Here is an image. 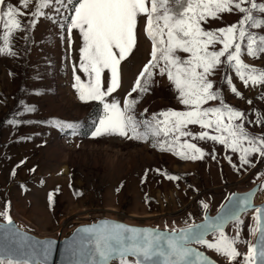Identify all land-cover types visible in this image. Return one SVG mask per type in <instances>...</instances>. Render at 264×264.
<instances>
[{
	"label": "snow or ice",
	"instance_id": "obj_1",
	"mask_svg": "<svg viewBox=\"0 0 264 264\" xmlns=\"http://www.w3.org/2000/svg\"><path fill=\"white\" fill-rule=\"evenodd\" d=\"M30 0H19L26 9ZM170 3L179 6L173 11ZM11 3L5 6L0 0V55L15 57L11 38L15 32L28 33L40 18L57 21L68 33L71 44L73 30L82 38L79 48V70L74 75L73 87L81 102H99L103 113L99 116L93 138L117 135L129 140H148L152 147L170 152L182 160L202 161L209 153L191 142H212L223 146L238 158L239 167H255L253 158L264 160V132L254 133L251 126L264 128V112L250 109L254 118L244 110L225 102L223 88L217 87L215 77L223 71L219 83H226L232 94L242 93L234 86L228 70L245 87H258L257 98L264 102V69L251 66L243 55L256 59L264 56V2L258 0H35V9L28 15ZM238 12L241 18L228 26L209 30L204 25L218 20L221 14ZM147 17L145 31L151 41V58L143 65L134 86L121 105L113 94L122 86V62L137 46L138 17ZM24 17H27L25 22ZM219 45V47H217ZM184 54V55H182ZM110 78L105 86V71ZM75 71V69H74ZM167 77L178 94V103L184 110L171 108L145 117L147 109L137 117L135 109L139 97L149 92L153 76ZM133 93L138 97L132 98ZM209 102H218L215 106ZM247 102L252 104V100ZM24 111L33 112L35 106L25 105ZM159 117H163L160 119ZM10 126L27 121H6ZM55 127L73 128L71 123L56 121ZM189 126H199L193 133ZM211 158L216 160L215 150ZM228 163L237 168L231 155ZM23 163V162H21ZM30 171H35L31 169ZM16 175L14 167L11 174ZM170 181H178L180 175L166 174ZM23 187V185H21ZM250 195L228 197L231 202L222 215L205 216L203 223H189L185 227L159 230L156 228L130 227L122 223L103 221L99 225L85 227L67 249V264H216L203 251L193 245L214 250L228 264H264V220L262 207H256L253 217L258 234L255 243L247 244L242 261L238 245L245 243L241 237L244 224L242 214L253 207ZM53 194L49 193L51 204ZM203 209L208 203L200 202ZM10 204L0 209V218L12 223ZM231 225L234 234H226ZM0 264H49L48 258L54 241H35L26 233L6 228L0 224ZM211 235L213 240L207 237Z\"/></svg>",
	"mask_w": 264,
	"mask_h": 264
},
{
	"label": "rangeland",
	"instance_id": "obj_2",
	"mask_svg": "<svg viewBox=\"0 0 264 264\" xmlns=\"http://www.w3.org/2000/svg\"><path fill=\"white\" fill-rule=\"evenodd\" d=\"M7 3L21 7L19 0H5V6ZM146 6L150 7V0H146ZM170 7L173 11L181 10L174 3H170ZM34 9L35 0H30L26 9L21 7L28 15ZM145 18L147 21L145 14L138 17V31L143 30ZM240 18L238 12L224 13L218 20L210 18L211 22L204 26L209 30L216 29L238 22ZM22 19L26 22L27 17ZM67 22L40 18L28 33L18 31L13 34L11 43L15 57L0 55L2 205L8 202L15 212L44 232H53L68 219L88 213L106 212L144 220L179 218L199 207L203 198L217 201L230 186L247 185L256 172L264 168V160L259 158H253L255 167H239L235 154L212 142L192 140L209 155L202 161H189L153 148L152 138L140 141L117 135L93 138L91 132L103 113V106L99 102L78 99L73 87L74 75H80L82 80L86 78L79 70V55H76L81 45L74 32L70 44L67 30L62 27ZM255 31L264 34V29ZM2 33L0 27V35ZM137 39L139 43L142 41L138 35ZM148 44L151 50V41ZM133 52V59H138L135 49ZM242 59L251 66L264 69V56L253 59L245 54ZM222 75L223 71L218 72L215 80L216 86L223 88L226 103L244 110L250 118H254L250 109L258 108L264 112V102L257 98L258 87H245L234 70H228L234 86L242 93L237 97L226 83H219ZM109 78L106 70L105 86ZM121 94L118 88L112 98L122 105L127 93ZM138 95L133 93L132 98ZM177 95L166 75L155 73L149 92L139 97L135 109L137 117L140 118L145 108V117L169 108L184 110ZM248 99L252 104L247 102ZM217 103L209 102V105ZM25 105L35 106V111H24ZM13 119L27 123L16 126L6 123ZM56 121L71 123L74 127H55ZM189 129L193 133L200 131L199 126H189ZM250 130L264 132L259 126H251ZM213 149L216 160L211 158ZM227 155L233 157L237 168L228 163ZM14 167L16 175L12 176ZM166 174L180 175L181 179L170 181ZM49 193L53 194L51 204ZM246 217L241 228L245 243L239 244L243 249L250 242L252 232L249 228L254 225L253 212Z\"/></svg>",
	"mask_w": 264,
	"mask_h": 264
},
{
	"label": "water",
	"instance_id": "obj_3",
	"mask_svg": "<svg viewBox=\"0 0 264 264\" xmlns=\"http://www.w3.org/2000/svg\"><path fill=\"white\" fill-rule=\"evenodd\" d=\"M249 193H251L250 199L253 207L249 208L246 213L242 214V219H244L250 212H253L255 216V208L264 206V196H262V193H264V168L257 171L252 181L247 185L230 186L223 196L217 201L212 198H203L202 201L209 204V208L207 210L203 209L202 205L200 204L199 207L189 210L186 214L179 218L144 220L129 219L121 215H114L106 212L88 213L87 215L68 219L62 227L56 229L53 232H44L38 230L34 224L15 212L12 206H10L9 214L12 219V223L8 224L7 221L0 218V224H4L6 228H11L14 231L18 229L21 233H26L35 241H43L45 239L53 240L54 247L51 255L48 258L49 264H67L69 259V256L67 255V249L73 244L77 235L80 234L81 230L85 227L99 225L103 221H108L110 223H122L130 227L156 228L159 230H166V226L167 229H171L173 227H185L189 223H203L205 216L213 217L224 214V212L227 211L226 206L231 203L228 200L229 196L235 194L236 198H239L240 196ZM3 208L4 205L0 203V209ZM260 215L262 220H264V207H262ZM253 227H255V221ZM226 234H234V229L231 225L226 227ZM2 235L3 229H0V237H2ZM207 238L210 240L214 239V237L211 235H209ZM257 239L258 234L252 233L250 242L255 243ZM193 246L197 247L198 250L203 251L205 255L214 260L216 264H228V262L216 254L214 250H210L199 245ZM238 251L242 255L237 259L238 261H242L243 254H246L247 248L243 249L238 245ZM112 264H117V262L113 261Z\"/></svg>",
	"mask_w": 264,
	"mask_h": 264
},
{
	"label": "crops",
	"instance_id": "obj_4",
	"mask_svg": "<svg viewBox=\"0 0 264 264\" xmlns=\"http://www.w3.org/2000/svg\"><path fill=\"white\" fill-rule=\"evenodd\" d=\"M146 28V18L143 21V30L142 31H138L137 35L138 38L140 40L143 41L144 45L146 46V53L144 55L143 59H140V61H137L134 59L133 60V53L132 52L128 58H126L125 61L122 62V86L120 87V92H122L121 95H125L126 93H128L131 88L134 86L136 77L138 76L139 72L141 71L143 65L146 63V61L150 58V47L149 44L150 43V39L147 37V33L145 31ZM74 37L77 40V43H79L82 46V38L79 36L78 34V30H74L73 31ZM134 51V50H133ZM76 55H79V50L77 51ZM76 55L74 54V57H76ZM137 64H136V63ZM104 77V76H103Z\"/></svg>",
	"mask_w": 264,
	"mask_h": 264
},
{
	"label": "bare ground",
	"instance_id": "obj_5",
	"mask_svg": "<svg viewBox=\"0 0 264 264\" xmlns=\"http://www.w3.org/2000/svg\"><path fill=\"white\" fill-rule=\"evenodd\" d=\"M135 51H136V56L137 58L140 60L141 59V56L144 55V53L146 52L145 50V46L142 44V41L139 43V40L137 39V46L134 47ZM135 57V56H134ZM135 59V58H134ZM133 59V60H134ZM137 59V60H138ZM143 59V58H142ZM136 63V62H135ZM137 64V63H136ZM262 196H264V193H262ZM110 210H114V208L110 209ZM252 212H250L249 214H251ZM247 218V217H246Z\"/></svg>",
	"mask_w": 264,
	"mask_h": 264
}]
</instances>
